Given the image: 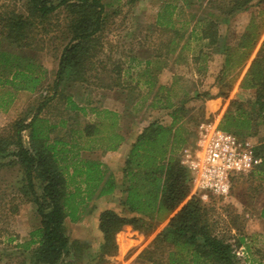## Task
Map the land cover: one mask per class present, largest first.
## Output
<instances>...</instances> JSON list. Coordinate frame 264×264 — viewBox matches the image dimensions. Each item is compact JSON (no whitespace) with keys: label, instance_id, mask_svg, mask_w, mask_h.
<instances>
[{"label":"trees","instance_id":"16d2710c","mask_svg":"<svg viewBox=\"0 0 264 264\" xmlns=\"http://www.w3.org/2000/svg\"><path fill=\"white\" fill-rule=\"evenodd\" d=\"M6 1L0 0V110L6 111L17 93L33 94L42 89L43 77L33 54L43 51V39L53 41L63 36L68 40L60 53L50 95L41 100L29 118L16 119L0 130V161L12 157L6 164L18 166L23 173L26 183L20 191L26 201L36 207L40 217V226L29 234V240L21 248L31 250V259L35 264H60L68 257L70 248L77 246L72 245L66 235L65 221L78 222L80 205L92 197L89 185L100 188L98 198L112 195L116 186L111 175L104 179L105 173L100 171L98 163L79 161L73 155L72 146L68 149L60 139H50V133L57 126L48 125L40 115L54 99L63 98V93L58 92L61 86L82 80L87 61L95 57L96 51L101 48L107 19L105 5L102 0H27L26 13L22 15ZM252 1L206 0V5L227 19L247 9ZM178 2V5L171 2L163 4L156 17V27L161 33L172 34L170 44L174 43V38L176 45L184 41L179 47L180 52L186 50L191 42L197 47L199 45L191 58L193 63L206 57L202 47H216V52L224 57L217 81L224 84L222 88L225 93L220 92L217 96H211L208 92L196 93L193 99H226L264 32V0H259L257 13L250 17L233 48L220 45L218 23L194 13L190 14L189 21L180 22L177 29L174 13L191 12L197 3L200 8L203 0ZM63 14L65 26L62 27L60 18ZM191 22L193 25L188 31L186 27ZM167 52L172 53L173 49ZM145 65L148 68L150 62ZM152 78L148 75L144 85L152 88L155 83ZM158 89L162 90L163 87ZM239 89L253 91L251 110L231 101L218 129L238 138H251L259 126H264V43L241 79ZM65 99L72 111H83L70 97ZM161 110L167 111L170 123L164 125L155 120L142 128L124 164V199L121 206L129 216L121 217L112 210L99 216L101 260L117 250L115 239L119 233H127L128 238L138 233L149 236L167 221L166 230L153 241V251L142 253L148 255L149 263L160 264L153 256L164 249L176 248L175 252L168 251L165 264H239L236 250L243 247L244 237L238 236L237 242L231 243L219 236L216 223L211 219L212 207L196 197H191L181 206L191 192V176L181 165L179 154L187 145L186 138L180 132L181 119L185 114L184 103H167ZM101 114L104 118L110 117L109 127L117 126L119 115L108 110ZM24 132L27 133L26 145ZM97 133V126H84V138L93 139ZM122 141L123 137L112 134L105 150L116 151ZM257 154L262 160L257 171L264 173V145ZM35 179L42 184L41 196L36 192ZM68 182L77 186L74 193L67 192ZM80 184L86 186L84 192L80 191ZM75 198H79L78 203H75ZM260 214L264 220V209Z\"/></svg>","mask_w":264,"mask_h":264},{"label":"rangeland","instance_id":"374dc122","mask_svg":"<svg viewBox=\"0 0 264 264\" xmlns=\"http://www.w3.org/2000/svg\"><path fill=\"white\" fill-rule=\"evenodd\" d=\"M102 2L107 19L101 48L96 51L95 57L87 61L82 80L61 86L58 92L63 93V98L54 99L40 115L48 125L57 126L50 133V139H60L62 143L67 144L68 149L72 146L73 155L79 161L87 158L106 161V153L102 150L108 147L106 138L114 128L118 129L121 135L135 140L141 129L155 120L168 125L170 118L167 111L161 110L167 103H184L185 114L181 119L180 132L186 138L187 145L180 150V157L184 155L183 150L193 149L201 124L218 126L231 101L251 110L254 102L253 91L241 90L239 84L264 43V32L228 97L196 101L193 99L196 93L208 92L211 96L225 93L222 88L224 84L217 81L224 57L216 52V47H202L206 57L193 63L191 58L199 45L197 47L191 42L186 50L180 52L179 47L184 41L176 45L174 38V43L170 44L172 34L161 33L157 29L156 17L163 4L171 2L178 5V0ZM258 2L259 0H253L247 9L225 19L208 8L206 0H203L200 8L197 3L191 12L184 11L180 14L176 11L173 19L177 23V29L180 28V22L189 21L191 13L214 20L218 23L220 45L233 48L237 45L250 17L257 13ZM26 3L27 0L6 1L7 5L15 6L22 15L26 13ZM211 15L213 17H210ZM60 21L62 27L65 26L64 14ZM192 25L191 22L186 29L189 31ZM63 38L61 36L53 41L43 39V51L33 54L36 55V64L43 77L42 89L33 94L17 93L12 105L6 111L0 110V130L16 119L29 118L35 113L41 100L50 95L60 53L68 41ZM170 49H173L172 53L167 52ZM147 62H150L148 68L145 65ZM148 75L155 80L152 88L144 85ZM158 87L163 89L159 90ZM65 97H70L83 111H72ZM104 110L120 116L116 127H109L110 117L104 118L101 114ZM231 110L233 111V108ZM86 124L98 127L95 138L86 140L83 137ZM251 138L257 154L259 148L264 145V126H259L255 136ZM23 141L26 145V132L23 133ZM91 148L93 151L88 152ZM84 149L85 152L82 151ZM11 160L12 157H9L0 161V264H35L31 259V250L24 251L21 246L29 240V234L40 226V217L36 213V207L27 202L20 191L26 183L23 173L18 166H7L6 163ZM109 165L113 167L106 166L109 172L112 171L115 180H119L121 163L114 160ZM257 168L234 181L228 198L210 197L205 202L201 201L212 207L211 219L216 223L215 229L219 236L231 243L237 242L238 236L244 237L243 247L236 250L239 264H264V220L260 217L264 209V173H259ZM34 184L36 192L41 196V182L35 179ZM75 186L68 182L67 192L74 193ZM123 190L124 186L110 197L98 198L97 191L91 188V199L79 207L78 222L74 223L69 219L65 221L66 235L71 244L77 246L70 248L68 257L60 264H151L147 261L148 255L142 253L153 251V241L160 232L166 230L167 221L149 236L138 233L128 238L127 233H119L115 239L117 250L113 255L101 260L102 234L98 228L99 216L107 210H112L121 217L129 216L121 206L124 199ZM190 198L189 195L181 206ZM78 201L79 198H75V203ZM169 250L175 252L176 248L164 249L161 253H156L153 259L165 264Z\"/></svg>","mask_w":264,"mask_h":264},{"label":"built area","instance_id":"2783aa9c","mask_svg":"<svg viewBox=\"0 0 264 264\" xmlns=\"http://www.w3.org/2000/svg\"><path fill=\"white\" fill-rule=\"evenodd\" d=\"M181 165L191 176L190 197L202 202L226 199L235 179L261 165L252 138H238L213 124L198 127L193 149L182 151Z\"/></svg>","mask_w":264,"mask_h":264},{"label":"crops","instance_id":"0c3cea01","mask_svg":"<svg viewBox=\"0 0 264 264\" xmlns=\"http://www.w3.org/2000/svg\"><path fill=\"white\" fill-rule=\"evenodd\" d=\"M114 133H117L118 135H120L121 137H123V141H122V143L120 144V146L117 148V150L116 151H107V150H102L104 153H106V161H104V162H100V161H98V160H96V159H92V158H87V159H80V161H93V162H95V163H98L99 165H100V171H102L103 173H105V176H104V179L106 180L107 179V177L109 176V175H111L112 176V180L114 181V184H115V186H116V188H115V190H114V192H113V194L112 195H114V194H116V193H118L119 192V189L122 187V184H123V181H124V177H123V168H124V164H125V161H126V158H127V156H128V154H129V151H130V148H131V145L134 143V140H131V139H129V138H127L126 136H124V135H121V133L120 132H118V129H112L110 132H109V136L106 138V142H109V137H111V135L112 134H114ZM96 137V136H95ZM94 137V138H95ZM86 140H88V139H86ZM95 140V139H94ZM82 151H84L85 152V149L84 150H82ZM81 151V152H82ZM88 152L89 151H93L92 150V148L91 149H89V150H87ZM101 151V150H100ZM101 151V152H102ZM83 153V152H82ZM114 160H118V162L119 163H121V169H120V179L119 180H115V176H114V173H112V171H110L109 172V169L107 168V167H109L110 165H109V163H111L112 161H114ZM107 166V167H106ZM110 167H112V166H110ZM113 168V167H112ZM89 186H91L90 188H94L93 189V191H97V194L99 193V191H100V188H95V187H93V185L92 184H90ZM80 187V191L81 192H84L85 191V188H86V186L85 185H82L81 184V186H79ZM97 189H99V190H97ZM112 195H110V196H112ZM110 196H106V197H110ZM103 198V197H102Z\"/></svg>","mask_w":264,"mask_h":264}]
</instances>
